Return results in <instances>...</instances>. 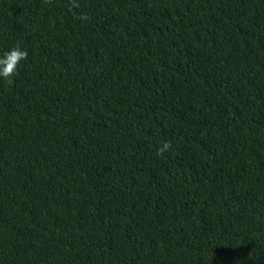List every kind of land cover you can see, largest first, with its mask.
Here are the masks:
<instances>
[{
  "label": "trees",
  "instance_id": "obj_1",
  "mask_svg": "<svg viewBox=\"0 0 264 264\" xmlns=\"http://www.w3.org/2000/svg\"><path fill=\"white\" fill-rule=\"evenodd\" d=\"M77 3L0 0V264H264V0Z\"/></svg>",
  "mask_w": 264,
  "mask_h": 264
},
{
  "label": "clouds",
  "instance_id": "obj_2",
  "mask_svg": "<svg viewBox=\"0 0 264 264\" xmlns=\"http://www.w3.org/2000/svg\"><path fill=\"white\" fill-rule=\"evenodd\" d=\"M46 2H50V0H46ZM70 7L78 8L79 4L77 3V0H71ZM78 18L85 21L89 19L87 14H83ZM28 55V51L21 48L19 44L4 52L3 56H0V77L6 80L9 85L14 84L13 77L18 72L20 62L27 60ZM171 147V143L165 141L160 147L157 148L156 154L158 156H163L166 151L171 150Z\"/></svg>",
  "mask_w": 264,
  "mask_h": 264
}]
</instances>
